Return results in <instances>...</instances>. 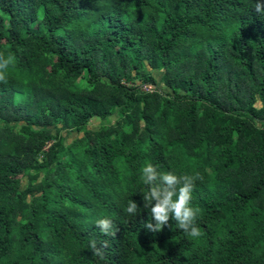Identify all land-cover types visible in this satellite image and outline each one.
Returning <instances> with one entry per match:
<instances>
[{
	"label": "trees",
	"instance_id": "1",
	"mask_svg": "<svg viewBox=\"0 0 264 264\" xmlns=\"http://www.w3.org/2000/svg\"><path fill=\"white\" fill-rule=\"evenodd\" d=\"M258 2L0 0V264H264ZM146 162L200 174L199 237L144 228Z\"/></svg>",
	"mask_w": 264,
	"mask_h": 264
},
{
	"label": "clouds",
	"instance_id": "2",
	"mask_svg": "<svg viewBox=\"0 0 264 264\" xmlns=\"http://www.w3.org/2000/svg\"><path fill=\"white\" fill-rule=\"evenodd\" d=\"M258 13L264 11L261 3L256 4ZM15 61V56L9 54L5 57L0 53V82L7 83L5 70ZM141 180L147 186V190L142 195L143 208L148 211L151 219L143 222L144 228L151 232H159L165 226H169V220H174L177 227L190 237H199L201 229L196 226L198 215L202 214L199 206H192V191L196 180H202L199 173L195 175H177L172 171H158L157 166L151 162H146L141 169ZM126 212L132 216H137L141 208L137 202L130 200L126 207ZM101 232L107 235H115L113 222L108 218H99L95 221ZM89 247L94 256L101 260L105 259L104 243L97 247L95 240L90 241Z\"/></svg>",
	"mask_w": 264,
	"mask_h": 264
},
{
	"label": "rangeland",
	"instance_id": "3",
	"mask_svg": "<svg viewBox=\"0 0 264 264\" xmlns=\"http://www.w3.org/2000/svg\"><path fill=\"white\" fill-rule=\"evenodd\" d=\"M98 121H99V120H94V119L90 120V127H91L92 129L98 127V125H99V122H98ZM75 137H76V134H72V135L70 136V138L67 140V142L71 141L70 139H73V138H75Z\"/></svg>",
	"mask_w": 264,
	"mask_h": 264
}]
</instances>
